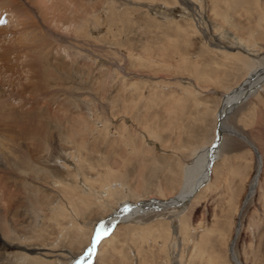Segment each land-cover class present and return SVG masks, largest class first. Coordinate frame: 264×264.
Returning a JSON list of instances; mask_svg holds the SVG:
<instances>
[{"label": "rangeland", "instance_id": "1", "mask_svg": "<svg viewBox=\"0 0 264 264\" xmlns=\"http://www.w3.org/2000/svg\"><path fill=\"white\" fill-rule=\"evenodd\" d=\"M56 1L38 0L41 12H46L44 24L34 18L10 32L7 12L0 23L4 28L0 45L30 41L31 45L42 43L39 51L43 47L48 51L47 57L37 48L31 49L30 57L23 51L19 61L10 53L0 62V149L8 148L0 156L5 160L11 150L29 163L40 164L32 138L41 140L46 135L42 145L50 157L47 165L55 175L52 177L60 175L51 181L34 180L40 193L29 206L33 212L25 221L16 217L12 221L6 210V220L0 221V238L7 244L16 243L5 248L6 253L64 264L81 252V241L94 231L104 210L117 206L116 201L104 198L105 191L94 183L104 167H78L68 153H76L81 143L83 155L92 151L86 156H99L113 172L127 169V183L134 193L170 195L161 178L164 170L186 162L192 150L209 139L213 110L225 90L250 66L264 65V39L257 38L264 31V18L255 9L247 10L248 0L231 11L228 21L215 14L212 0H172L174 4L161 0H91L94 3L90 4L78 0L81 8L74 14L73 0H59L62 9ZM215 4L222 11L230 10L223 0H215ZM257 4L264 11V0ZM76 13L79 17L73 16ZM249 24L254 25L256 35L245 38ZM238 40L256 44L248 48ZM175 114L178 119H172ZM225 123L244 134L264 156L263 88L237 104ZM60 131L65 138L58 135ZM125 134L134 140L133 150L121 141ZM238 140L242 141L237 136L226 138L222 155L225 153L228 161L220 167L224 175L216 193L203 197L196 206L186 204L133 220L132 226L140 225L136 237L141 242L123 234L116 237L119 254L128 241L146 246L145 239L153 244L159 229H165L160 223L168 217L172 231L180 227L182 215L190 220V227L196 225L197 235L199 222L200 226L215 227L213 223L228 214V194L233 193L231 197L240 202L256 169L250 147ZM191 142L195 145L183 147ZM140 157L146 159V170L138 163ZM146 179L155 183L146 186ZM261 194V201L253 196L242 211V235L254 207L259 211L257 220H264V189ZM43 195L44 201L38 204ZM24 204L22 210L28 208V203ZM79 223L84 224L85 236L59 231V227ZM144 226L150 229L145 230L148 235ZM12 227L17 229L16 240L7 231ZM176 235L175 243L168 240L172 264H179V247L184 244L183 235ZM242 235L235 245L240 258L239 246L250 236Z\"/></svg>", "mask_w": 264, "mask_h": 264}, {"label": "bare ground", "instance_id": "2", "mask_svg": "<svg viewBox=\"0 0 264 264\" xmlns=\"http://www.w3.org/2000/svg\"><path fill=\"white\" fill-rule=\"evenodd\" d=\"M77 1L78 0H73L72 2L71 0L73 4L72 13L75 11L77 12V10L81 8ZM90 1L91 0H89L90 4L94 3ZM161 1H164L167 4H174L172 3V0ZM242 1L243 0H223V4L226 5L227 8L229 7L230 10L222 11V9L215 4V0H212L213 11H215V14L219 15L223 21H228L231 11L237 9L238 5ZM37 2L38 0H0V20L5 12L9 14L11 17L9 25L10 32H12L19 25L26 26L27 21H33L34 18H38L44 24L46 21V12H41ZM58 4L59 7L62 5L59 0L58 3L57 1L55 2V5ZM245 5L247 6L248 11H250V9H255V11L260 13V15L264 18V11L259 9L257 0H248ZM60 9L62 8L60 7ZM34 11L37 15H34ZM84 13H88L87 9L84 10ZM73 16L79 17L78 13ZM128 22L130 23V19ZM251 25L252 24L245 26V38H247V36L252 37L256 35L255 28H253L254 25ZM18 29H21V27ZM3 31L4 28L0 27V33ZM262 32L257 38L264 39V33ZM1 40L2 39H0V42ZM238 41L239 42L237 43H242L248 46V48H252L256 44H251L252 41L251 43L244 40V42H241L240 40ZM33 45H35V47H33ZM41 46L42 43L38 46L36 43L31 45L30 41L27 44L22 41L20 42V40L17 41V43L9 42L6 46L2 44L0 45V62L7 59L8 54L10 53L16 61H19V57L23 54V51L26 56L30 57L31 55L29 54L31 53V49L37 48L39 51ZM25 50H28L29 53H26ZM39 52L47 57L46 53H48V51L46 48L43 47ZM44 60L47 62V58H44ZM242 61L244 60L242 59ZM23 64H25V60L23 61ZM260 80H262L260 85L255 90L245 94L241 101H244V99L256 93L259 89L263 88L264 90V65H252L237 83L225 90L213 110L212 128L210 130L211 135L208 137L209 139H205L203 143H199V145L201 144L200 147L198 149H194V151L192 150L186 162L183 164L176 162L164 170L165 173L161 178L163 179L165 186H167L170 190V195L165 196L159 194L155 197L142 195V193H134L127 183V169L125 171L113 172V170L104 165L103 159L99 158V156H86L91 154L92 151L86 150L88 154L83 155L81 153V149L83 148L82 144H77V152H69L68 154L71 155L78 167L84 165H87L90 168L95 166L104 167L102 172H98L94 183L97 182L98 186L102 188L101 190L105 191V197L101 196L109 201H116L114 203H116L117 206L110 211L104 210V215H102L100 219H97L94 225V231L91 232L86 239L81 241L80 244L83 246L80 249L81 252L79 251V254L76 253L77 255L75 254L71 256L64 264H172V257L169 252L171 250H169V246H172V244H169L168 240L169 242L174 241L175 243L177 233L183 235L182 238L184 242L183 246L179 247V264H264V220L262 219V221H260V218L257 220L256 215L259 212L257 208H253L251 216L248 219L249 223L245 226L243 235L240 234L242 231L241 214L244 207H246L253 196L258 197L257 200L259 201L262 199L261 191L264 189V156H262L255 144L248 140L244 134L236 131L232 126L226 125L225 119L228 115H226L219 122L217 128L215 126L217 118L232 108L235 101L242 95L243 90L247 86L254 85ZM173 118L178 119V115L175 114L172 119ZM171 125L176 126L175 124ZM64 131H60L58 135L65 138L66 134ZM229 133L231 136L226 137ZM43 136L47 138L46 135ZM232 136H237L248 144L252 154H254L256 158V169L250 176L251 182L245 197H243L240 202L236 203L233 197H231L233 193H229L228 196L231 203H228V214H226L222 220L214 222L213 224L215 227H210L209 225V227L204 225L200 226L199 222V231H197V233H199L198 235L194 232L196 225L190 227V220L183 219V215L180 227L173 231L170 230L168 225L171 218L168 217V221L166 222L160 223L161 221H159L160 226L165 229H159V233L155 236L156 239L155 242L153 241V244L145 239L143 240V243L146 246L139 244L136 245L128 241V243L126 242L127 244L125 245V248L123 246L120 250L122 254H119L117 246L120 243L116 244V237L123 234L128 238L133 237V241L138 240L141 242V238L136 237L140 225H137L138 227L136 225L132 226L130 222H134L133 220L138 222L137 218L152 214L157 216L165 210L182 207L186 204L196 206L203 197L206 198L207 195L216 193L219 190L222 182L220 178L223 179L224 175V168L221 169L220 167L228 161V156L225 153V155H222V150L226 148V138L231 140ZM44 137L41 138V140L34 137L32 138V144L36 146L38 160L41 161L40 164L35 162L29 163L28 161L23 160L24 158H21L19 155L13 153L11 150L9 152L7 151L6 155H8V157L5 160H2L3 158L0 156V221L6 220V210L11 213L12 221L15 220V217L25 221L27 214L33 212L30 210L29 206L32 204V201H35L38 198L40 193L37 191L34 180L39 178L42 181L47 179H50L51 181L52 178H54L53 180H56V177L59 178L60 175L52 177L55 175H53L51 169L47 165L50 157L47 150L44 149L42 145L43 141H45ZM121 138H123L121 141L127 149L133 150L135 148L134 140L129 138L127 134L123 137L121 136ZM224 142L225 147L223 145ZM4 144L2 143V145ZM193 144L194 143L191 142L183 147L186 148ZM7 149V147L1 148L0 152L2 150L5 152ZM210 150L211 152L208 156ZM0 155H2V153ZM138 159L141 169L146 170V159L144 157H140ZM62 167L68 169V167L63 163ZM69 171L70 169L67 171L68 174L70 173ZM153 182V179H146L143 181L146 186L151 183L153 184ZM44 197L45 195H43V200L39 201L38 204L44 201ZM130 198H133L134 201H130L132 200ZM24 202L28 203V208L22 210L25 205ZM126 207L128 211L124 210ZM83 226L84 224L81 223L75 226L68 224L64 228L59 227V231L60 233L65 234H69L71 232L70 235L72 236L77 235V233L85 236L86 231ZM148 226L153 227V225ZM148 226H144L143 230H148L149 232L150 229H148ZM69 227H73V229ZM104 230H107V235L103 234ZM7 231L14 236L13 240H16L17 229L12 227L7 228ZM98 231L101 232V238L93 246L94 234H97ZM148 232L146 233L145 231V235H148ZM247 233L250 235L249 239H243L241 245L239 246V254L242 256L240 258L238 256V251H236V241L240 235H242L241 237H245L247 236ZM58 241L60 242V240H57V242ZM15 244L16 243H4L0 238V264H56L54 259L47 260L44 258L29 257L28 255L19 254L18 252L6 253L5 248H10V246L13 247ZM89 248H92L91 256L86 255ZM122 249L125 250L124 253L122 252ZM81 257H84V259L81 260ZM13 259L14 261H11Z\"/></svg>", "mask_w": 264, "mask_h": 264}, {"label": "water", "instance_id": "3", "mask_svg": "<svg viewBox=\"0 0 264 264\" xmlns=\"http://www.w3.org/2000/svg\"><path fill=\"white\" fill-rule=\"evenodd\" d=\"M261 81H262V80L256 82L254 85L247 86V87L243 90L242 95H241V96L235 101V103H234V105L232 106V108H231L229 111H226L225 113H223L222 115H220V116L217 118V122H216V124H215L216 128H217L219 122H220V121H221L226 115H228V114L233 110V108L235 107V105H237L238 103H240V101L243 99V97L245 96V94H247L248 92H251V91L255 90V89L260 85ZM210 152H211V150L209 151L208 156L210 155ZM95 237H96V234H94V239H95Z\"/></svg>", "mask_w": 264, "mask_h": 264}, {"label": "snow or ice", "instance_id": "4", "mask_svg": "<svg viewBox=\"0 0 264 264\" xmlns=\"http://www.w3.org/2000/svg\"><path fill=\"white\" fill-rule=\"evenodd\" d=\"M0 23H3V21L0 20ZM124 210L128 211L127 207ZM101 227H103V226H101ZM103 234L107 235V230H104ZM100 238H101V232L98 231L97 234H96V237H95V239L93 241V246L95 245L96 242H98L100 240ZM91 254H92V248H89L88 252L86 253V255L87 256H91ZM83 259H84V257H81V260H83Z\"/></svg>", "mask_w": 264, "mask_h": 264}]
</instances>
